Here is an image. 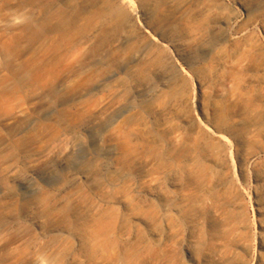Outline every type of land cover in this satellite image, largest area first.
<instances>
[{
    "label": "rangeland",
    "instance_id": "rangeland-1",
    "mask_svg": "<svg viewBox=\"0 0 264 264\" xmlns=\"http://www.w3.org/2000/svg\"><path fill=\"white\" fill-rule=\"evenodd\" d=\"M0 264H264V0H0Z\"/></svg>",
    "mask_w": 264,
    "mask_h": 264
},
{
    "label": "bare ground",
    "instance_id": "bare-ground-1",
    "mask_svg": "<svg viewBox=\"0 0 264 264\" xmlns=\"http://www.w3.org/2000/svg\"><path fill=\"white\" fill-rule=\"evenodd\" d=\"M130 1V0H129ZM130 3V2H129ZM133 3V2H132ZM135 4V3H134ZM135 6V5H134ZM84 13V12H83ZM7 51L9 52V53H12V50L11 49H7Z\"/></svg>",
    "mask_w": 264,
    "mask_h": 264
}]
</instances>
